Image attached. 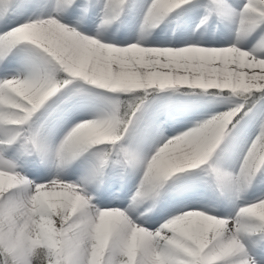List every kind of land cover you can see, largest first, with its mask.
Listing matches in <instances>:
<instances>
[{"label": "snow or ice", "instance_id": "obj_1", "mask_svg": "<svg viewBox=\"0 0 264 264\" xmlns=\"http://www.w3.org/2000/svg\"><path fill=\"white\" fill-rule=\"evenodd\" d=\"M0 264H264V0H0Z\"/></svg>", "mask_w": 264, "mask_h": 264}, {"label": "bare ground", "instance_id": "obj_2", "mask_svg": "<svg viewBox=\"0 0 264 264\" xmlns=\"http://www.w3.org/2000/svg\"><path fill=\"white\" fill-rule=\"evenodd\" d=\"M180 23L179 20L173 21L172 23L167 25V36L166 37H162L164 39H171V40H175V35L174 32L177 31V25ZM164 28V26H161V29H157L156 32L157 33H161L162 29ZM155 35V33H154ZM201 39L204 40H212L215 39V28H212L209 30V32H206L202 37H200ZM153 46H168V45H153ZM212 46H220V45H212Z\"/></svg>", "mask_w": 264, "mask_h": 264}]
</instances>
